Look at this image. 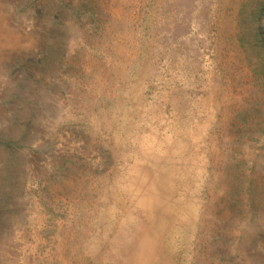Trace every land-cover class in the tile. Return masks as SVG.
Returning a JSON list of instances; mask_svg holds the SVG:
<instances>
[{
  "label": "rangeland",
  "instance_id": "374dc122",
  "mask_svg": "<svg viewBox=\"0 0 264 264\" xmlns=\"http://www.w3.org/2000/svg\"><path fill=\"white\" fill-rule=\"evenodd\" d=\"M0 264H264V0H0Z\"/></svg>",
  "mask_w": 264,
  "mask_h": 264
}]
</instances>
